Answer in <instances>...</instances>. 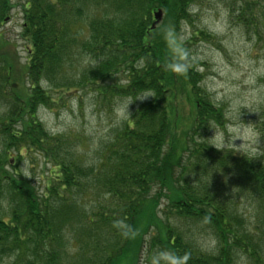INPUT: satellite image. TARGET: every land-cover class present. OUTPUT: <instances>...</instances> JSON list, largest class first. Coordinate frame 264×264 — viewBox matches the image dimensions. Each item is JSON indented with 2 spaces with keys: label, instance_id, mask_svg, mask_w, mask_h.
Listing matches in <instances>:
<instances>
[{
  "label": "trees",
  "instance_id": "1",
  "mask_svg": "<svg viewBox=\"0 0 264 264\" xmlns=\"http://www.w3.org/2000/svg\"><path fill=\"white\" fill-rule=\"evenodd\" d=\"M191 1L0 0V28L19 7L28 44L19 90L5 75L13 62L0 54V259L139 264L147 252L145 261L156 264H264V154L206 138L210 126L225 125V114L174 32L189 19ZM251 1L238 16L247 11L242 23H255L260 36ZM157 9L166 25L154 29ZM176 84L191 104L183 127L171 100ZM84 89L105 109L147 95L93 156L80 130L53 132L39 116L42 106L58 104L53 94L76 91L79 99ZM258 128L264 136V116ZM22 150L30 162L41 156L50 164L41 192L6 169L19 167ZM195 231L214 245L198 244ZM76 240L79 248L70 249Z\"/></svg>",
  "mask_w": 264,
  "mask_h": 264
},
{
  "label": "rangeland",
  "instance_id": "2",
  "mask_svg": "<svg viewBox=\"0 0 264 264\" xmlns=\"http://www.w3.org/2000/svg\"><path fill=\"white\" fill-rule=\"evenodd\" d=\"M191 2L189 19L182 20L178 30L174 32L178 35V39L185 43L192 56L195 65L192 67H197L203 75L202 86L208 91L210 98L223 107L225 114V125L210 126L206 138L219 147L233 148L251 155L264 154V136L258 128L264 116V0H256V12L254 11L259 20L256 21L257 25L261 28L260 36L253 30L255 23L253 26L244 24L246 20L242 18L249 15L247 11L244 15L238 16L237 9L244 7L245 3L250 4L251 0H192ZM18 12H20L19 7L13 10L8 22L0 28L3 37L0 54L7 56L14 65L13 71H5V75L10 78L9 85H19L17 90L23 88L22 85L26 82L21 75V69H25L28 48L26 39L23 38L22 19ZM164 17L162 16L159 22L164 24L162 26L166 25L162 21ZM9 91H12L11 87ZM84 91L85 89L79 99L76 98V91H74L75 96L71 93L68 97L62 96V99H57L58 95L53 94L52 98L57 100L58 104L42 106L39 109V116L53 132L80 130L85 138H83V148L93 156L96 151L95 146L103 140L102 138L109 136L113 126L126 118L134 106L145 100L147 95H140L136 99L124 96L116 100L111 109L107 107L105 109L96 104V102L101 103L99 98L95 99L89 90L85 93ZM171 95V100L173 98L175 100L173 106L176 107L178 114L176 116L183 127L186 122H190L186 119H189L191 104L180 84L173 87ZM1 148L0 142V150ZM22 152L26 153V150ZM12 153L13 156H18L16 150ZM28 154L29 152L23 156L25 158L20 161L19 167L6 165V169L11 177H15V172L22 173L41 192L50 164L41 156L36 157L37 161L30 162ZM90 200L87 199L86 202ZM93 201L95 200L93 199L89 204ZM6 205L7 202H4V210L7 208ZM166 205V199H162L158 209H165ZM203 232L194 233L195 238L199 236L198 244L204 248L213 246L212 237L207 232ZM69 246L70 249L79 248L78 240L69 242ZM146 254L147 252L142 254L139 264H156L154 259L147 263ZM8 262L7 257L0 259V264H8ZM65 263L68 264L69 261ZM240 264H250V262L244 261Z\"/></svg>",
  "mask_w": 264,
  "mask_h": 264
},
{
  "label": "water",
  "instance_id": "3",
  "mask_svg": "<svg viewBox=\"0 0 264 264\" xmlns=\"http://www.w3.org/2000/svg\"><path fill=\"white\" fill-rule=\"evenodd\" d=\"M162 16H163L162 9H158L154 12L155 20L152 23V28H154L160 22V20L162 19Z\"/></svg>",
  "mask_w": 264,
  "mask_h": 264
}]
</instances>
